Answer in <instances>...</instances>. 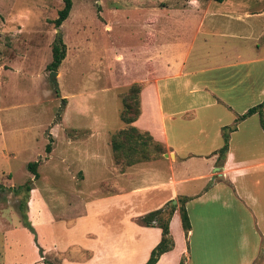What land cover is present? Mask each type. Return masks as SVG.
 <instances>
[{"label": "crops", "instance_id": "1", "mask_svg": "<svg viewBox=\"0 0 264 264\" xmlns=\"http://www.w3.org/2000/svg\"><path fill=\"white\" fill-rule=\"evenodd\" d=\"M107 7L113 19L120 17L125 41L137 44L113 57L120 59L119 80L139 87L132 126L161 146L165 156L159 160L169 173L167 180L136 185L141 163L113 164L108 193L122 198L126 225L120 252L110 253H121L124 261L110 264H144L160 230L136 220L180 197L188 198L190 229L184 237L177 204L168 222L173 247L155 264H178L180 258L185 264H264V132L255 127L257 114L236 124L217 161L222 127L259 103L264 121V52L255 44L264 33V0H123ZM104 26L110 30L105 20ZM146 191L155 192L147 201ZM0 237V264H21L20 252L8 259L16 240ZM96 246L104 253L82 245L79 252L87 255L75 264L109 260L112 245Z\"/></svg>", "mask_w": 264, "mask_h": 264}, {"label": "rangeland", "instance_id": "2", "mask_svg": "<svg viewBox=\"0 0 264 264\" xmlns=\"http://www.w3.org/2000/svg\"><path fill=\"white\" fill-rule=\"evenodd\" d=\"M70 1L67 18L54 28L51 21L61 0H0V234L16 240L8 259H17L20 252L21 264L38 261L36 246L45 260L75 264L87 255L79 252L82 245L104 253L96 242L112 246L107 248L109 260L93 264L123 260L115 253L121 249L125 210L122 198L108 193V183L121 167L113 165L111 146L117 133L128 127L119 120L128 87L119 80L120 59L113 57L137 44L125 41L120 17L109 14L107 6L123 0ZM56 29L65 56L55 71H48ZM255 44L263 53L264 33ZM52 72L55 86L49 81ZM254 121L260 128L257 118ZM133 138V160L144 170L136 185L167 180L168 170L159 160L164 150L156 152L144 135ZM29 163H36V178L27 170ZM154 194L146 191V201ZM112 250L115 255L110 256Z\"/></svg>", "mask_w": 264, "mask_h": 264}, {"label": "trees", "instance_id": "3", "mask_svg": "<svg viewBox=\"0 0 264 264\" xmlns=\"http://www.w3.org/2000/svg\"><path fill=\"white\" fill-rule=\"evenodd\" d=\"M214 2L220 3L223 0H212ZM61 8L56 13V18L52 20V24L54 28H57L61 25V23L67 18L68 13L71 8V1L70 0H61ZM64 46L60 43L59 45L53 44L51 48V61L46 66V69L48 71H55L61 61L64 58ZM138 93H139V87L136 85H132L128 87V93L126 100L123 101L122 104V110L119 114V120L124 125H127L128 127L126 129H123L117 133L115 138L112 142V152L114 153L113 161L116 165L120 166H130L133 164H136V161L133 160L134 150L136 148L135 140L133 137L140 138L141 136H146V139L150 141L152 140L148 136L146 132H139L136 130L131 124L136 120V118L139 115V101H138ZM136 95V99L134 101L131 100L132 96ZM263 103H259L256 106H253L249 109H247L242 115H240L234 122L232 126L229 127H222L220 130L221 138H222V146L217 151V161H222L224 158V155L227 151V144H228V134L235 130L236 124L243 120L244 118L252 115L257 114L258 117V123L262 131L264 132V121H263V113H262ZM142 146L145 145L144 142H141ZM155 146V150L158 153H162V148L159 144L153 143ZM125 145H127L125 147ZM124 147V148H123ZM125 149V151H123ZM46 153L50 152V146L48 145L45 149ZM118 154H120V157H117ZM36 163H29L27 165V170L33 175L34 178L37 177V174L35 172ZM26 190H28V187H26ZM188 201V198L186 197H180L177 199V211L179 215L180 220V226L183 232L184 237L187 236V233L190 229L189 226V220L184 208V204ZM175 206L171 205L170 202H167L163 207L149 212L143 217H140L136 220V223L144 226V227H150L155 226L160 230V239L158 243L150 250L148 258L144 264H155L158 260L159 256L163 253H166L170 251L173 247V241L168 233V222L169 219L175 210ZM25 218V217H24ZM24 226L31 230L28 224L23 219ZM37 247L38 254L40 258L42 259L43 264H59L58 261H49L45 260L42 257V251ZM178 264H185V259L180 258Z\"/></svg>", "mask_w": 264, "mask_h": 264}, {"label": "water", "instance_id": "4", "mask_svg": "<svg viewBox=\"0 0 264 264\" xmlns=\"http://www.w3.org/2000/svg\"><path fill=\"white\" fill-rule=\"evenodd\" d=\"M55 33H56V35H55V43H56V44H60V41H59L60 34H59L58 29L55 30ZM55 75H56V73L52 72L51 75H50V77H49V81H50V83H52L54 86H55V79H54L53 77H54ZM62 109H63V103H62V101H61V102H60V106H59V108H58V110H57V113H56V120H57V121H59V119H60V115H61V113H62ZM163 156H165V155H163ZM174 203H175L174 201H171V204H172V205H174Z\"/></svg>", "mask_w": 264, "mask_h": 264}]
</instances>
